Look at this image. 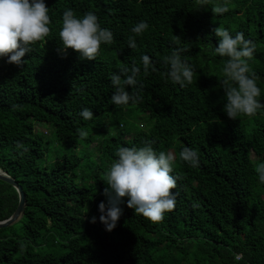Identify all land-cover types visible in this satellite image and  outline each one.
<instances>
[{
    "label": "trees",
    "instance_id": "1",
    "mask_svg": "<svg viewBox=\"0 0 264 264\" xmlns=\"http://www.w3.org/2000/svg\"><path fill=\"white\" fill-rule=\"evenodd\" d=\"M44 2L48 35L30 45L20 66L0 58V168L26 195L23 216L0 228V264H264V184L255 172L264 162V109L226 116L219 84L226 57L212 52L214 28L242 33L254 46L247 63L264 103V0ZM217 6L227 11L213 13ZM67 9L77 18L92 12L111 31L94 60L58 51ZM140 21L147 29L132 33ZM176 48L194 69L183 88L166 77L165 57ZM142 55L150 57L147 72ZM133 65L140 68L138 84L124 88L140 99L114 105L111 74ZM83 108L91 119L80 117ZM94 142L97 155L87 151ZM149 143L174 156L175 206L151 222L122 198L116 227L105 231L98 204L106 203L116 151ZM185 146L196 150L197 167L179 159ZM53 147L64 150L50 162ZM18 202L16 188L0 179V220Z\"/></svg>",
    "mask_w": 264,
    "mask_h": 264
},
{
    "label": "clouds",
    "instance_id": "2",
    "mask_svg": "<svg viewBox=\"0 0 264 264\" xmlns=\"http://www.w3.org/2000/svg\"><path fill=\"white\" fill-rule=\"evenodd\" d=\"M226 11L227 8L223 6L212 9L213 13ZM48 25V7L44 0H0V58H6V63L22 65V57L31 51L30 45L48 35ZM147 27L145 21H140L131 28V32L138 35ZM213 32L217 38V46L212 49L213 55L226 57L221 70L223 79L219 81L225 97L222 110L229 119H236L240 115L254 116L258 110L264 109V103L257 99L260 88L247 63L254 46L240 32L232 35L221 27L214 28ZM59 39L62 46L58 51L63 53L70 48L78 52L81 59L94 60L100 45L112 41V33L100 27L94 13L85 12L77 18L73 10L67 9L62 13ZM127 46L130 49L136 47L132 37L128 39ZM183 50L176 48L165 57L167 79L181 88L192 83L194 72L192 65L181 59L180 52ZM140 61L147 72L151 67L150 57L142 55ZM139 72L140 68L133 65L111 74L110 81L115 91L110 99L114 105L123 106L139 101L138 94H130L124 88V85L137 86ZM121 76L124 77L123 81ZM79 115L89 120L93 113L83 108ZM78 132L81 137L86 136L85 131ZM179 159L190 167L198 166V154L191 147H183ZM173 161L172 153L156 152L150 143L142 147L121 146L117 149L116 159L106 172L108 187L103 192L106 203L98 204V219L105 231L111 232L116 227L122 215L119 207L122 198H127L124 202L135 214L151 222H159L165 212L174 208L175 194L171 190L176 187V179L170 175ZM255 172L259 183L264 184V162L256 165ZM96 221V216L89 220L90 223ZM236 258H240L239 254H236Z\"/></svg>",
    "mask_w": 264,
    "mask_h": 264
},
{
    "label": "water",
    "instance_id": "3",
    "mask_svg": "<svg viewBox=\"0 0 264 264\" xmlns=\"http://www.w3.org/2000/svg\"><path fill=\"white\" fill-rule=\"evenodd\" d=\"M0 179L5 182H8L13 187H15L19 195V202L16 210L7 219L0 220V228H2L11 225L12 223L16 222L23 216L26 207V195L19 182L1 168H0Z\"/></svg>",
    "mask_w": 264,
    "mask_h": 264
},
{
    "label": "rangeland",
    "instance_id": "4",
    "mask_svg": "<svg viewBox=\"0 0 264 264\" xmlns=\"http://www.w3.org/2000/svg\"><path fill=\"white\" fill-rule=\"evenodd\" d=\"M145 117V115L143 116V118ZM44 125H46V129H47V132H49V128H50V125H48V124H44ZM41 126V123H39L38 125H37V127H39V128H42V127H40ZM96 144H95V142L92 144L91 143V145L90 146H88L87 147V151L88 152H90L91 154H93V155H97V150H95L94 149V146H95ZM54 146H56V145H54ZM64 149H60V150H57V147H53L52 149H51V152L49 153V160L48 161H55L59 156H61V154H62V151H63ZM64 152H66V151H64ZM17 225L18 224H15L14 226L15 227H17Z\"/></svg>",
    "mask_w": 264,
    "mask_h": 264
}]
</instances>
